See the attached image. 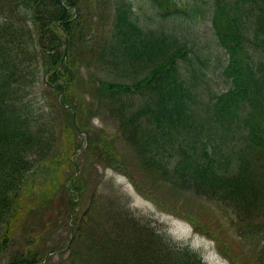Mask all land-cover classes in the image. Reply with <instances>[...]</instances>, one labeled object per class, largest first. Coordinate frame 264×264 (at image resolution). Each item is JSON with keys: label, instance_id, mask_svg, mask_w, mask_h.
<instances>
[{"label": "trees", "instance_id": "1", "mask_svg": "<svg viewBox=\"0 0 264 264\" xmlns=\"http://www.w3.org/2000/svg\"><path fill=\"white\" fill-rule=\"evenodd\" d=\"M141 3L146 6L142 12L149 10L159 22L173 20L172 26L142 21L133 0H0V254L15 237L21 208L38 181L45 182V195L61 189L62 199L69 198L67 217L74 219L67 257L61 247L21 250L6 264H206L189 246L159 234L153 221L138 216L119 191H92V203L77 215L93 166L111 163L131 178L114 148V135L94 130L92 115L81 118L103 101L120 103L119 128L133 145L138 166L157 184L172 186L179 195L174 203L191 192L226 214L232 208L237 222L230 224L240 236L260 234L264 240V0ZM207 10L215 42L227 55L221 74L229 87L216 93L214 101H205V85L216 64L207 45L201 47L196 35H188ZM93 65L130 69V75L141 67L146 75L124 83L87 75L83 69ZM41 79L47 89L43 96L55 94V102L40 104ZM82 92L89 94L87 110L78 97ZM137 96L142 105L128 113L124 107ZM46 107L61 111L55 117ZM147 126L146 143L139 131ZM213 130L225 143L222 154ZM81 134L86 143L78 142ZM178 135L189 137V144L168 159L159 149L173 145ZM230 141L235 146L229 153ZM79 150L92 161L90 173L78 172L72 158ZM150 198L154 200L153 189ZM97 201L108 204L90 215ZM191 213L196 226L205 227Z\"/></svg>", "mask_w": 264, "mask_h": 264}, {"label": "rangeland", "instance_id": "2", "mask_svg": "<svg viewBox=\"0 0 264 264\" xmlns=\"http://www.w3.org/2000/svg\"><path fill=\"white\" fill-rule=\"evenodd\" d=\"M187 3L193 0H182ZM136 6V11H139V18L148 23L149 25H168L172 26L174 21H162L159 22L154 17L149 16V10L147 14L145 11L146 6H143L142 0H133ZM141 3V6L139 7ZM206 6L203 10H206ZM189 20V19H188ZM185 24V23H184ZM188 28V27H187ZM196 28V29H195ZM190 29V28H188ZM194 33L188 34L189 37H198L201 42H203L201 47L207 45V54L211 57L213 64H216V69L214 72V67H211L210 73H208L206 86V97L205 101H214V96L219 91L225 90L229 87V84L224 79L221 74L222 68L225 67L227 63V55L225 52L216 44L214 39V31L212 30V24L210 19L209 10L206 11L205 15H201V21L196 27H192ZM196 35V36H195ZM205 53V52H204ZM86 71L87 75H93L94 77L102 76L107 78H114L118 81L124 83H133L143 77H145V69L139 68V72L136 74H128V69L118 68L117 66L108 70L101 69L96 66H91L89 70ZM37 99L40 104H44L46 101L48 103H53L56 101L57 96L48 95L43 96L44 91L47 89L41 81L38 84ZM78 95L81 98L82 103L85 105L86 110L91 105L87 102L90 101L89 94L80 93ZM137 101L130 105L124 107L125 111L128 113L133 110H139L140 97L137 96ZM119 102L110 103L109 101L97 104L93 110L89 112H84L81 115L82 120L87 119V115H92L91 125L94 130L100 131L104 130L108 134L114 135V148L117 153L125 161L127 168L131 171V178L128 177L127 173H124L120 166H114L110 163L105 162L104 164H98L93 166L92 173L88 179V191L84 194H80L78 200L80 204L76 207L75 211L78 216H81L89 204L92 203L90 196L91 192L97 190V194L104 193L109 194L113 192H118L123 194L124 202H129V207L135 211L138 216H144L153 221V227L156 231L165 236L167 239L178 243L179 245H187L196 252H198L203 261L206 264H264V240L261 238L260 234L257 235H247L240 236L238 229L230 224L237 222V216L232 208L227 210L214 204V202H208L200 199L191 192H184L178 198L177 203H174L172 199H176L179 195L172 190V186L169 184H157L153 181L151 177L146 175L136 162V154L133 145H131L125 139L122 134L119 125L121 122V111L119 109ZM46 110L52 115L57 117L58 111L61 109H50L46 107ZM63 120L57 126V137L58 145L60 144L61 132L59 128L63 125ZM213 127L214 123L212 122ZM149 126L145 129L142 128L139 131L140 136L147 143ZM221 133H216L214 135V130L212 132V137H216L215 142L221 143V148L219 154H222L225 149V143L219 137ZM87 138L85 134H81L78 137V142L80 144L86 143ZM190 138L181 135L176 136L173 145L167 144L160 147V153L166 158H175L178 156L179 147L182 146L186 148L189 144ZM214 145V140L211 143ZM230 146L229 153L231 151V146H235L231 141L228 144ZM138 146V145H134ZM78 155L73 156L75 163L78 166V172L85 170L86 173H90V165L92 161L79 150ZM136 165V166H134ZM67 173L73 172V167L67 169ZM46 173V172H43ZM54 173V171H53ZM103 175V179L100 180ZM143 186H142V185ZM42 185V186H41ZM45 182L43 180L36 182L33 187H30L29 194L31 197L26 199V206L21 208L19 214L18 228L16 229L15 237L11 239L8 243L7 248L3 250L0 254V264H6L8 259L13 256L18 251L28 252L29 250H39L43 248L46 252L54 247H61L65 257L68 256V250L65 249L70 243L72 238L71 225L74 219L67 217V212H65V206H69V198L65 200L62 199V191L58 190L57 194L45 195L42 193ZM157 186V187H153ZM140 187L141 190L138 189ZM153 189L154 200L150 198V190ZM44 196V198H42ZM77 200V201H78ZM108 202L104 201L100 203L96 202L97 209L94 214L90 215L96 216V213L100 208L98 206L107 205ZM30 206H33L31 208ZM180 211H190L187 212V216H181ZM70 209H68V213ZM197 214L198 221H200L203 226H196V223L192 221V217L195 216L191 213ZM84 219L88 221V215H85ZM89 224V223H88ZM201 224V225H202ZM82 226L86 227V225ZM73 228V227H72ZM208 229V230H207ZM206 230V231H205ZM217 234L221 242L215 237ZM212 233L214 237L208 235ZM223 239V242H222ZM228 252L231 253L235 262L228 256ZM56 261L59 259L58 254H56Z\"/></svg>", "mask_w": 264, "mask_h": 264}]
</instances>
